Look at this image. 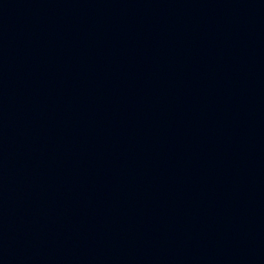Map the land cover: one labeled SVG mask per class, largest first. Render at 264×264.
<instances>
[{
  "label": "water",
  "instance_id": "obj_1",
  "mask_svg": "<svg viewBox=\"0 0 264 264\" xmlns=\"http://www.w3.org/2000/svg\"><path fill=\"white\" fill-rule=\"evenodd\" d=\"M0 264H264V0H0Z\"/></svg>",
  "mask_w": 264,
  "mask_h": 264
}]
</instances>
